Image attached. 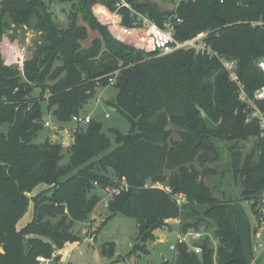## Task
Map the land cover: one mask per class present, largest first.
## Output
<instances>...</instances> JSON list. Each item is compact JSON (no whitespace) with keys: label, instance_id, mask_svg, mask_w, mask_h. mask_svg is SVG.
Masks as SVG:
<instances>
[{"label":"trees","instance_id":"16d2710c","mask_svg":"<svg viewBox=\"0 0 264 264\" xmlns=\"http://www.w3.org/2000/svg\"><path fill=\"white\" fill-rule=\"evenodd\" d=\"M58 1L69 5L66 24L55 17L50 0H0V264H39L38 256L51 257L79 240L72 226L87 220L100 202L101 193L94 190L120 186L123 178L129 187L109 201L96 235L115 215L134 216L138 230L132 255L148 251L156 232L172 230L181 217L183 230L201 229L204 222L212 237L200 242L201 254L179 244L171 264H250L233 202L212 194L204 177L215 170L199 169L194 162L205 165L217 154L214 137L254 138L242 165L237 144L230 150L234 169L252 190L243 195L256 211L264 190V140L258 124L246 122L237 85L223 61L236 62L249 95L264 84L257 65L264 57V0H188L176 9L154 0H125L129 7H117L118 0ZM98 3L121 15L124 26L136 25L140 13L160 26L176 14L181 21L175 38L206 32L216 54L179 49L159 55L126 43L97 18L93 7ZM89 29L99 36L84 47ZM29 31L36 37L22 74L17 64L6 63L1 43L7 36L19 41ZM108 86L117 91L106 102L129 122L127 133L112 129L115 146L95 117L76 130L68 147L48 138L35 141L45 127L44 115L51 112L56 121L70 122ZM259 105L264 110V101ZM201 109L215 122L222 119L218 130L207 127ZM170 123L178 128L179 140L172 139ZM40 184L48 188L36 193ZM177 192L189 200L182 210L174 199ZM31 202L32 219L19 228ZM109 250L113 254L114 247Z\"/></svg>","mask_w":264,"mask_h":264},{"label":"rangeland","instance_id":"374dc122","mask_svg":"<svg viewBox=\"0 0 264 264\" xmlns=\"http://www.w3.org/2000/svg\"><path fill=\"white\" fill-rule=\"evenodd\" d=\"M158 2L163 8L173 9V4L163 1V0H154ZM101 4V3H100ZM50 5L53 7L54 15L59 21L63 24L67 23V9H69L68 4L60 3L58 0H50ZM93 7V11L95 12V7ZM106 7V6H105ZM107 8V7H106ZM98 7H96V12ZM108 10V9H107ZM95 12V15H96ZM109 10L107 14L109 16H103L97 14L99 16H103L109 22L102 23L106 24L112 33L111 29L113 25H115V21H113ZM141 14V13H140ZM138 14V16L140 15ZM97 18H100L98 17ZM100 20V19H99ZM112 27V28H111ZM116 28V27H114ZM113 28V29H114ZM117 28H119L117 26ZM119 30V29H118ZM9 31L8 33H10ZM31 35V43L29 45V49L26 53L27 57L30 58L32 56V39L35 38L34 31H29ZM112 35L116 38L113 33ZM99 36V33L96 30L89 29L88 38L82 41V45L84 47H88L91 45L92 40ZM8 37V36H7ZM5 37L3 41L9 42V38ZM26 35L21 33V37L19 38L18 43L13 42V44H17L18 46H22L25 40ZM119 39V38H118ZM134 45V44H131ZM135 46V45H134ZM137 47V46H136ZM9 48V47H8ZM2 54L4 55V59L6 63L9 64L15 62V57L12 52H8L4 44L1 43ZM146 51V50H145ZM13 64V63H12ZM116 89L113 86H108L106 88H100L98 94L89 101L86 108L95 114H99V118L104 122V130L107 135L110 137L113 146H115V134L112 129L116 128L125 133L129 131V122L127 119L122 116L120 113L116 111V109L109 103L106 102L104 92H106L111 99L114 100L116 97ZM36 94H40L39 89H36ZM109 112L110 116L106 117L105 113ZM51 114V112H50ZM51 120L56 121L51 114ZM58 122V121H56ZM7 124L3 125V130H7ZM168 128L172 129V139L179 140L181 138L178 128L170 123ZM56 132V131H55ZM54 130L44 127V129L38 134L35 138L36 142H42L46 138L50 140V142L58 143V140L61 137L60 133H57V136L53 135ZM202 141L200 138L198 140ZM217 154L213 156L212 159L206 161L205 165L196 160L194 165L203 169L204 166H209L215 170L213 174H209L204 177L205 183L210 187L212 194L224 201H232L234 204L236 216L240 226L242 246L244 253L249 260L250 264H263L264 263V252L261 254L257 262H255L256 257L259 255V251H255L254 248V230L258 223V216L256 211L253 210L252 204L249 201L247 196L243 195L244 191V182L242 179V175L240 172H237L233 167V156L230 150V146L233 144H237V149L241 151V162L240 165L243 164L246 156L250 153L254 146V138L249 140H232L230 137L223 139L221 137H214ZM197 142V143H198ZM197 143L195 144L197 146ZM67 159V158H66ZM65 159V161H67ZM64 161V162H65ZM171 171H167V175H170ZM122 183V182H121ZM158 186L162 188H166L167 183H159ZM48 188L46 184H40L35 192L42 191ZM249 188V186H248ZM94 191L104 194L105 190L96 188ZM29 214H25V216L19 221V224L24 225L29 221L33 216V203L31 202L29 208ZM102 213V214H101ZM108 215V210L106 203L101 199L97 204L95 209L90 214L89 218L83 222L78 221L75 222L72 226V231L78 236L80 243H73L72 247H74L73 251H71V256L68 255L67 249L62 251L61 259L57 261H53L51 264H161L163 261L171 264L172 259L174 257V252L170 250V244L173 243L176 239L177 230L170 231V229H164L163 231L156 232L155 240L148 243L147 248L148 251L137 252L135 254L130 255V250L133 247V243L137 236V220L134 216H127L124 214H117L113 218L109 219L102 230L96 235L93 240H90L92 232L97 233V228ZM58 218L53 219V222H56ZM19 227V226H18ZM205 223L203 222V226L201 229L207 230L204 228ZM20 228V227H19ZM210 232V231H209ZM211 233V232H210ZM164 235L166 237H161ZM76 242V241H75ZM69 243V242H67ZM67 243L65 245H67ZM112 245L114 247V252L111 254L112 256L109 258V246ZM107 246V248H106ZM59 250L57 249L54 253L59 254ZM118 254V255H117ZM166 255V257L163 256Z\"/></svg>","mask_w":264,"mask_h":264},{"label":"built area","instance_id":"2783aa9c","mask_svg":"<svg viewBox=\"0 0 264 264\" xmlns=\"http://www.w3.org/2000/svg\"><path fill=\"white\" fill-rule=\"evenodd\" d=\"M182 1L188 0H175L173 3V9H176L178 4ZM116 5L117 7H129V4L125 0H118ZM180 21L181 19L174 14L168 16L164 21V25L160 26L151 17L140 14L136 25L124 26L119 24L118 29L120 30L121 37H117L126 43L134 44L138 48L148 52L157 51L159 55L170 54L179 49H195L196 52H201L202 54L207 55L216 54L205 40L206 32H200L196 36L186 40H177L175 38V25ZM8 40L9 42L6 41V50L12 52L14 54L13 57H15V62L12 61V63L17 64L21 73L24 74L25 61L28 59L26 53L31 43V35L30 33H27L21 47L17 44H13L11 39ZM13 42L18 43V40H13ZM223 63L225 69L228 71L230 79L237 85L240 101L244 106V112L247 113L246 122L257 123L260 129L259 137L264 140V110L259 105L260 101H264V84L258 87L253 95H249L238 74L236 62L224 60ZM257 65L264 74V57L258 60ZM110 82L111 84L114 83L113 77L110 79ZM105 116L109 117L110 113L106 112ZM93 117L94 115L90 111L86 114L80 112L79 114L74 115L70 122L62 123L51 120V115L49 113L44 115V125L45 127L54 130V136L58 137L57 133H60L61 137H59L60 139L58 142L64 147H68L74 142L76 130L80 126L87 125L91 122ZM128 187V183L123 178L120 186H107L104 189L105 193L103 194L102 200L106 203V206H108L109 201L115 194H119L122 190L128 189ZM165 189L167 191L171 190L169 187H166ZM174 199L181 210L189 201L187 195L183 192L175 193ZM256 213L258 216V223L254 230V250L259 251L260 253L256 257L255 262H257L261 254L264 252V190L258 199ZM182 224L183 221L181 217L172 222V226L177 229V235L175 241L170 244V250L176 253L179 244H187L197 254H201L203 248L200 242L206 237H212V234L203 229L188 228L183 230ZM95 237L96 233L92 232L90 240H93ZM56 256V253H53L51 257L40 255L38 256V262L39 264H51L55 261Z\"/></svg>","mask_w":264,"mask_h":264},{"label":"crops","instance_id":"0c3cea01","mask_svg":"<svg viewBox=\"0 0 264 264\" xmlns=\"http://www.w3.org/2000/svg\"><path fill=\"white\" fill-rule=\"evenodd\" d=\"M96 7H98V10H97V12L99 13V15H103V16H109L108 14H107V8L105 7V5H103V4H100V3H98L97 4V6ZM96 7L94 8L95 9V12H96ZM97 12H96V15H98L97 14ZM98 15V17H100V18H98V19H100V21H102L103 23H107V22H109L107 19H105L103 16L101 17V16H99ZM110 15H111V17H112V19H113V21H115L116 23H115V25H113V28L114 27H116V28H112L111 29V31H112V33L115 35V36H118V37H121V33H120V30H118V28H117V26H119V24H121V15H119V14H117V13H110ZM3 55V54H2ZM3 57H4V55H3ZM8 63V62H7ZM104 96L106 97L107 96V99L109 98V96H108V94L106 93V92H104ZM106 100V99H105ZM49 114V113H48ZM51 115V114H50ZM96 115V114H95ZM100 116V115H99ZM101 195H103V194H101ZM29 208H30V206H29ZM30 210V209H29ZM29 210H28V212H27V214H29L30 212H29ZM32 212H33V210H32ZM102 214V213H101ZM32 219V218H31ZM30 219V220H31ZM29 220V221H30ZM29 221H27V222H29ZM21 222V221H20ZM26 224V223H25ZM24 224V225H25ZM24 225H22V224H19L18 223V226L21 228L22 226H24ZM174 229L175 230H177L175 227L172 229L173 231H174ZM171 230V231H172ZM161 237H165L164 235H162ZM165 239H166V237H165ZM73 243H80V242H78V241H76V242H73ZM72 243L71 242H69V243H67V245H65L62 249H60L59 250V254H57V256H59V259L58 260H60L61 259V253H62V251H64V250H66L67 249V251H68V255L69 256H71V251H73V249H74V247H72V245H71ZM118 255V254H117ZM56 256V257H57ZM163 256L164 257H166V255L165 254H163ZM55 261H57V259H55ZM252 264H255V263H252Z\"/></svg>","mask_w":264,"mask_h":264},{"label":"water","instance_id":"95a60500","mask_svg":"<svg viewBox=\"0 0 264 264\" xmlns=\"http://www.w3.org/2000/svg\"><path fill=\"white\" fill-rule=\"evenodd\" d=\"M105 99L107 100V96L105 97ZM88 111L89 110L87 108H85V109H83L82 113L86 114V113H88ZM201 114H202V117L205 120V123H206L207 127L211 131H216V130H218L220 128L221 123H222V119L219 122H215L213 119H211V117H209V115L203 109H201ZM94 117L95 118H99V114H96ZM228 137H230V136L227 135L226 138H228ZM200 142H201V140L197 143V145ZM244 192H246V193H251L252 192V190H250L248 188V183H247L246 178H244ZM100 198L102 199L103 195H101ZM29 245H30V243H29V241H27L26 244H25V252H26L27 255L29 254V251H30ZM111 256L112 255H111L110 250H109V256L108 257L110 258ZM56 259L58 260L59 256H57Z\"/></svg>","mask_w":264,"mask_h":264},{"label":"bare ground","instance_id":"6f19581e","mask_svg":"<svg viewBox=\"0 0 264 264\" xmlns=\"http://www.w3.org/2000/svg\"><path fill=\"white\" fill-rule=\"evenodd\" d=\"M4 44V47H6V41L4 40L3 42H2V45Z\"/></svg>","mask_w":264,"mask_h":264}]
</instances>
